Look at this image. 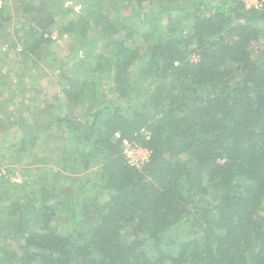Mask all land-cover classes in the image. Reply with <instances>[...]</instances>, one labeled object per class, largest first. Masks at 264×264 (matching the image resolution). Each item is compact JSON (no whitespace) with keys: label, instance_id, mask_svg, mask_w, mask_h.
I'll return each instance as SVG.
<instances>
[{"label":"trees","instance_id":"obj_1","mask_svg":"<svg viewBox=\"0 0 264 264\" xmlns=\"http://www.w3.org/2000/svg\"><path fill=\"white\" fill-rule=\"evenodd\" d=\"M70 1L0 0V264H264V0Z\"/></svg>","mask_w":264,"mask_h":264},{"label":"rangeland","instance_id":"obj_2","mask_svg":"<svg viewBox=\"0 0 264 264\" xmlns=\"http://www.w3.org/2000/svg\"><path fill=\"white\" fill-rule=\"evenodd\" d=\"M110 2H112V1H110ZM69 4L72 5L73 7H75L74 10L76 12H80L81 6L78 3H76L74 0L70 1ZM77 5H79V7L76 9ZM247 5L251 6V5H257V4H256V1L248 0ZM9 29H12V26H9ZM7 31H8V28H7ZM53 38H54V40L52 41L51 45L54 48L56 55L58 57H62L64 55H66L69 52L71 40L69 38H65V36L60 37L57 35H54ZM0 68H1L2 73L5 72L6 76L10 77V79L9 78L6 79V77H5V80L7 81L9 79L8 81H11V83L14 82L13 76H15L16 73L23 72L24 75L28 74V70L23 69V67L19 64L18 60H15V54L13 53V50H9L8 55H6L3 59L0 58ZM42 69H44L46 71L48 76L47 77L41 76L37 81L35 80V82H37L36 83L37 85L43 86L45 91H41L40 93H38L34 90H31L29 85H26L25 89L24 88L21 89L20 84H16V85L10 84L12 91L14 93L15 104H18V103H20L21 100H24V103L26 102L28 104V109H29V107L38 104L40 100L51 97L52 95L55 94V92H56L55 80L52 77L53 74L51 73L50 66L44 65V67ZM42 69L40 68L39 71L42 72ZM49 77H52V78H49ZM30 81L32 82V80H30ZM53 83H54V85H53ZM4 89H3L4 93L2 94V96L5 99V97H7V95H6L7 89L5 91H4ZM17 107H18V110H17ZM13 109H16L18 114H24L25 111L27 110L26 108L21 109L20 104L16 105V106L13 105V107L10 105L9 110L13 111ZM6 133L7 134H5V135L0 133V145H5L4 143L6 142V140H8V143H11V142H9V139H8L11 136V135H9L10 132L7 131ZM7 144L5 145V147L7 146ZM125 153H126L127 157L129 158V160L133 163H139V162L145 160L147 157L146 149L142 148L141 146L136 145V144L131 145V146H125ZM0 154H1V152H0ZM7 155H9V153ZM9 163H12V162H7L6 159H3L1 161V165H3V166H0V169L2 170V168L4 167V164H5V166H7V164H9ZM11 165L13 167H11ZM11 165L9 167L11 168V172L13 175V177L11 179L12 180V186L16 185L17 181L24 177V173H26L27 167H29L30 171H28L26 175L34 172V164L32 166L22 167L23 165L13 162V164H11ZM6 182L4 183L5 186L9 185V181H6Z\"/></svg>","mask_w":264,"mask_h":264},{"label":"built area","instance_id":"obj_3","mask_svg":"<svg viewBox=\"0 0 264 264\" xmlns=\"http://www.w3.org/2000/svg\"><path fill=\"white\" fill-rule=\"evenodd\" d=\"M78 7H79V5H77L76 9H77ZM116 136L119 137L118 134H116ZM123 145H124V146H130L129 143H128L126 140L123 141Z\"/></svg>","mask_w":264,"mask_h":264}]
</instances>
